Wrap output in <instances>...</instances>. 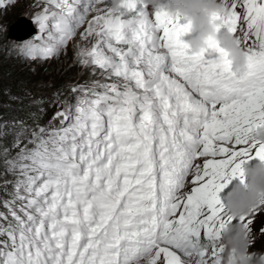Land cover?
<instances>
[{"label":"snow or ice","instance_id":"6c2138e0","mask_svg":"<svg viewBox=\"0 0 264 264\" xmlns=\"http://www.w3.org/2000/svg\"><path fill=\"white\" fill-rule=\"evenodd\" d=\"M221 2L229 11L213 20L243 45L241 74L217 40L193 53L181 39L191 22L164 9L150 18L142 0L119 13L106 0H35L38 34L18 54L59 57L86 25L69 67L89 78L52 93L47 123L43 107L32 124L0 122L14 177L0 200V264H220L224 229L251 233L264 205L235 217L224 197L248 161H264L252 135L264 126V0Z\"/></svg>","mask_w":264,"mask_h":264},{"label":"clouds","instance_id":"9594fccd","mask_svg":"<svg viewBox=\"0 0 264 264\" xmlns=\"http://www.w3.org/2000/svg\"><path fill=\"white\" fill-rule=\"evenodd\" d=\"M151 12L161 9L173 16L179 14L187 17L191 22L189 39L193 53L206 47L209 37L219 42L229 54L233 71L238 74L247 70V54L237 39L227 30H218L217 22L213 20L216 14H226L229 9L221 0H142ZM124 6V0H111L110 7L113 13H119ZM143 10V9H142ZM217 63L220 57H215ZM252 135L260 142H264V126L253 130ZM228 212L239 217L250 212L253 208L264 205V161L245 167V183L236 182L225 194ZM251 235L243 224L227 226L223 231L225 250L220 258V264H264V253H250Z\"/></svg>","mask_w":264,"mask_h":264},{"label":"trees","instance_id":"16d2710c","mask_svg":"<svg viewBox=\"0 0 264 264\" xmlns=\"http://www.w3.org/2000/svg\"><path fill=\"white\" fill-rule=\"evenodd\" d=\"M2 41L4 40L0 34V45L3 44ZM6 60L8 61L6 62ZM17 60L18 62H16ZM21 61L23 60L20 58L10 59V56L7 58L3 49H0V122L28 115L30 109L36 111V106L32 100L44 97L51 98L50 93L71 82H83L89 75L87 72H82V75L79 76L80 66L75 64L69 67L73 62V59L69 57L60 56L44 63L34 62L33 64L43 66L46 70L43 76H38L37 73H30L29 71L25 72L24 68L19 66ZM25 63L26 65L32 64V62ZM64 90L67 91L66 88ZM28 94H33V96H27ZM6 144L7 137L5 136L0 140V145L5 146ZM2 161L3 157H0V162ZM3 184L0 182L1 187Z\"/></svg>","mask_w":264,"mask_h":264},{"label":"rangeland","instance_id":"374dc122","mask_svg":"<svg viewBox=\"0 0 264 264\" xmlns=\"http://www.w3.org/2000/svg\"><path fill=\"white\" fill-rule=\"evenodd\" d=\"M107 3L109 5L111 4V0H107ZM35 3V0H17L14 4L8 5L7 7L0 8V34L1 38L4 40L2 41L0 45V49H3L4 55L8 58L9 56L14 55L13 50L11 48L12 42L15 41V39H12L8 35V30L9 28H12L14 22L15 24L17 21H19V26L22 24V28L26 29L27 25L29 29L27 32L25 31L23 34L29 33L31 30H35L36 28L38 29V26L35 25L33 21V16L36 11V9L33 7ZM24 20V21H22ZM27 23V25H26ZM36 26V28H35ZM85 27V26H84ZM83 27V28H84ZM83 28L79 30L83 31ZM16 31H20L16 25H15ZM13 30V29H12ZM13 31V32H16ZM79 32L77 36L74 38L73 41L69 42L67 47H66V54L63 52L61 55L63 58L69 57L70 59H73L74 53H75V44L79 40ZM52 60V59H51ZM8 60H6L7 62ZM18 62V60L16 61ZM19 66L20 68H24V71L27 72L29 71L30 73H37L38 76H43L45 73V69L43 66H39L36 64H28L26 65L25 61H21ZM17 67V66H16ZM18 68V67H17ZM82 72H89L88 69H79V76H81ZM27 96H33V94H28ZM264 221V216L257 221V226L256 227H251V246L249 247V252L250 253H264V236L261 235V233L258 231V229L261 226V222ZM223 256V253H222Z\"/></svg>","mask_w":264,"mask_h":264},{"label":"bare ground","instance_id":"6f19581e","mask_svg":"<svg viewBox=\"0 0 264 264\" xmlns=\"http://www.w3.org/2000/svg\"><path fill=\"white\" fill-rule=\"evenodd\" d=\"M22 21H24V20H22ZM19 21H17V23L15 24L18 28H20L19 30L20 31H16V29H15V35H18L19 37L20 36H22L23 35V33L26 31L27 32V29H28V26H27V28L26 29H24V28H22V24L19 26V23H18ZM14 30V25L12 26V28H9V33L11 34V32L13 33V30ZM24 37V36H23ZM22 37V38H23ZM22 38H19V39H22ZM16 45H19V41H14V42H12V46H11V48L12 49H15L16 48ZM11 58H15V55H12V56H10V59ZM32 84V83H31ZM33 84H35V83H33ZM39 84V83H38ZM29 85V84H28ZM55 85V84H54ZM34 88V87H33ZM31 90V89H30ZM42 90V89H41ZM36 91V90H35ZM39 91V90H38Z\"/></svg>","mask_w":264,"mask_h":264},{"label":"water","instance_id":"95a60500","mask_svg":"<svg viewBox=\"0 0 264 264\" xmlns=\"http://www.w3.org/2000/svg\"><path fill=\"white\" fill-rule=\"evenodd\" d=\"M11 25H14V30H13V31H15V22H14L13 24H11ZM9 32H10V31L8 30V35L10 34ZM31 33H32V32H30V33H28V34H23L22 36L19 37L18 35H15V32H13V33L11 32V34L9 35V37L12 36V37H11L12 39L20 40L19 38H22L23 36H24L23 38H25V37H27L28 35H30ZM23 38H22V39H23Z\"/></svg>","mask_w":264,"mask_h":264}]
</instances>
